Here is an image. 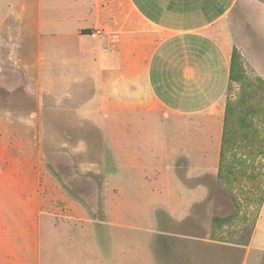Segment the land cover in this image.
I'll return each instance as SVG.
<instances>
[{
	"label": "crops",
	"instance_id": "0c3cea01",
	"mask_svg": "<svg viewBox=\"0 0 264 264\" xmlns=\"http://www.w3.org/2000/svg\"><path fill=\"white\" fill-rule=\"evenodd\" d=\"M1 13L0 6V45L20 42L21 36L29 44L23 56L17 55L25 59L20 73L9 66L18 67L9 61L18 59L14 53L0 55L1 76H39L41 59L48 70L54 59L57 82L63 85L57 97L61 105L54 107L58 124L71 118L72 124L100 131L80 116L87 107L119 115L123 123L141 118L148 123L160 114L161 122L173 118L185 128L194 124L202 130L203 123L201 156L208 155V140L214 139L219 157L233 51L264 80V0H15ZM96 30L99 34L90 36ZM38 84L23 88L38 97L39 116L28 101L16 102L10 93L15 86L1 84L0 77V124L28 127L22 139L0 136V264H111L116 247L80 243L78 237L80 221L95 224V202L47 194L42 165L32 161L29 127L41 124L42 109L50 107L37 95L43 92ZM142 114L147 117H137ZM64 134L61 146L67 150L70 137ZM72 141H78L74 154L85 153L78 149L85 142L76 134ZM82 167L103 170L104 161ZM164 232L177 234L170 228ZM169 264H174L171 259Z\"/></svg>",
	"mask_w": 264,
	"mask_h": 264
},
{
	"label": "rangeland",
	"instance_id": "374dc122",
	"mask_svg": "<svg viewBox=\"0 0 264 264\" xmlns=\"http://www.w3.org/2000/svg\"><path fill=\"white\" fill-rule=\"evenodd\" d=\"M14 1L1 0V11L4 13L7 5ZM17 40L20 42L0 45V55L23 56L29 49L27 38L21 36ZM35 48L37 51V45ZM21 56L15 61L9 60L18 65H9L13 72L24 70L25 59ZM3 62L0 60L1 84L15 86L17 91L10 93L16 102L28 101L32 111L38 112L35 109L38 97L24 91L23 86L28 84L37 89L40 82L43 92L37 95L43 104L53 107H44L42 123L35 122L29 127L32 161L42 165L46 193L78 196L82 202L88 199L95 202V224L79 222L80 243L116 247L118 251L113 253L115 259L112 258L111 264H169L170 259L174 264H263L264 106L250 118L261 144L251 145L241 140L244 130L240 129L241 135L236 137L234 146L226 148L220 163V158L214 154V139L208 140V155L201 156L205 146V141L200 140L204 135L203 123L202 130H197L199 125L194 124L185 128L182 121L180 124L173 118L161 122L160 114L148 123L142 118L123 123L119 115L99 113L87 107L79 111L80 116L90 119L100 129L98 135L79 122L72 124L71 118H68L69 123L58 124L54 107L61 105L57 97L63 94V85L57 82L55 60L52 59L48 70L44 66L46 61L41 59L43 69L39 76L15 73L2 77ZM239 62L246 79L256 86L255 80L262 78L249 69L241 57ZM239 93L240 85L231 83L225 103L235 101ZM209 124V129L214 126ZM249 129L245 130L247 136L252 135ZM189 130H192L191 135ZM66 131L70 138L64 150L61 145L63 139L66 140ZM23 133H28L24 125L0 124L2 138L19 134L18 138L22 139ZM74 134L85 142V147L78 148L85 153L74 154L72 149L78 142L72 141ZM90 135L98 137L99 160L92 156L95 151L88 152L92 149L87 141ZM102 161L103 170L95 168L93 172H85L82 167L85 164L100 166ZM217 164L218 169L231 173L227 177L224 172L215 173ZM257 219L253 242L248 245ZM169 228L177 232L176 236L164 232ZM180 233L183 234L178 235Z\"/></svg>",
	"mask_w": 264,
	"mask_h": 264
},
{
	"label": "trees",
	"instance_id": "16d2710c",
	"mask_svg": "<svg viewBox=\"0 0 264 264\" xmlns=\"http://www.w3.org/2000/svg\"><path fill=\"white\" fill-rule=\"evenodd\" d=\"M255 82L256 83L254 84L256 86L253 87V83L246 79L240 67L239 57L236 52L233 51L230 60L229 86L231 83L239 84L240 93L238 94V98L235 101L228 100L225 105L223 131L219 154L220 163L223 162V156L225 155L226 148L234 146V144L236 143V137L238 135H241L239 134L240 129L244 130V133L241 135V140L247 141L251 143V145L254 142H256L257 144H261V140H259L258 135L255 133V129L252 128L250 118L254 116V114H256L258 111L263 110L262 106H264V82L260 78H257ZM259 91L261 93H259ZM262 117L264 120V111L262 112ZM248 129L252 133L251 136H247V132H245V130ZM94 133H97L98 135V131L95 130ZM97 135H95V137H92L90 135L87 141L89 144V149L90 147L92 148L89 151H95V153L92 155L93 158L95 157L99 160V152L97 150L99 149V143ZM222 169L223 168L218 169V172H224L226 174V177L228 176L227 174L231 173L230 170L224 171Z\"/></svg>",
	"mask_w": 264,
	"mask_h": 264
},
{
	"label": "built area",
	"instance_id": "2783aa9c",
	"mask_svg": "<svg viewBox=\"0 0 264 264\" xmlns=\"http://www.w3.org/2000/svg\"><path fill=\"white\" fill-rule=\"evenodd\" d=\"M99 34V31H95V32H92V33H90V36H92V37H95V35H98ZM112 40L114 41V42H117L118 41V37H117V35H113L112 36Z\"/></svg>",
	"mask_w": 264,
	"mask_h": 264
}]
</instances>
